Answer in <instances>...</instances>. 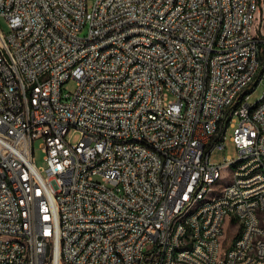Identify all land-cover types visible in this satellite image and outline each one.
<instances>
[{
  "label": "built area",
  "instance_id": "1",
  "mask_svg": "<svg viewBox=\"0 0 264 264\" xmlns=\"http://www.w3.org/2000/svg\"><path fill=\"white\" fill-rule=\"evenodd\" d=\"M0 17V264H264V0H0ZM230 130L246 166L210 161ZM218 165L237 185L177 224Z\"/></svg>",
  "mask_w": 264,
  "mask_h": 264
},
{
  "label": "bare ground",
  "instance_id": "2",
  "mask_svg": "<svg viewBox=\"0 0 264 264\" xmlns=\"http://www.w3.org/2000/svg\"><path fill=\"white\" fill-rule=\"evenodd\" d=\"M86 34L80 36L76 33V41H85ZM124 42H133V35H124ZM261 42H264V32H261ZM257 56H264V49H257ZM167 75H174V67H167ZM12 78H19V70H12ZM19 100H26L25 90H18ZM183 126H176L173 130L174 138H182ZM106 147H113V140H106ZM247 165V158H236L235 167H243ZM228 165H218L217 175L210 177L209 186H214V189H207L206 193H201L198 196H191L188 204V211L180 213L177 217V224H186L193 222L197 217H201L204 207L211 205L214 202L215 196L217 200H224V193H228L232 186L237 185V178H225L221 181V172ZM257 173H264V166H257ZM2 184H11L10 175H2ZM217 187L221 194H216ZM48 207H56V200H48ZM234 238L232 242H241L243 240V230L233 229ZM195 234H200V226H193L187 228V238H195ZM54 236H61V228H54ZM22 257L30 256V239H21ZM191 253V246L179 245L177 246V254Z\"/></svg>",
  "mask_w": 264,
  "mask_h": 264
},
{
  "label": "rangeland",
  "instance_id": "3",
  "mask_svg": "<svg viewBox=\"0 0 264 264\" xmlns=\"http://www.w3.org/2000/svg\"><path fill=\"white\" fill-rule=\"evenodd\" d=\"M94 0H87V4L89 7L92 6ZM0 30L4 33H6L8 31V26H7V22L0 17ZM87 30H83L81 33H80V36H84L86 34ZM260 78L259 79V82L256 86H254L252 88V91H251V94H250V97H249V103L251 105L255 104L256 102H258L261 98H262V95H264V74L262 75H258L257 78ZM76 88V84L74 81L70 80L68 81L67 83H65L63 86H62V91L63 93H73L74 90ZM227 139H226V142H225V150L223 151H213L211 156H210V161L212 163H216V164H221L223 163L224 161V158L226 157H230V158H235L236 157V153H235V150H234V147L230 144V142L228 141V138L231 136L232 134V130H230L228 133H227ZM69 142L71 144H75L78 139H79V134L77 132H74L73 130L69 132L68 136H67ZM34 159H35V163L38 167H44V162H43V153L39 147V141H36L34 143ZM236 159V158H235ZM228 173V168H224L221 172V178L220 180L221 181H224L225 180V174ZM221 194L220 192V189L217 187V191H216V194ZM224 235L226 237V240H230V243L231 244V240H233L234 238V231L232 229V226H231V223L229 221V219L226 221L225 223V226H224ZM224 247L227 248L226 245H224Z\"/></svg>",
  "mask_w": 264,
  "mask_h": 264
}]
</instances>
